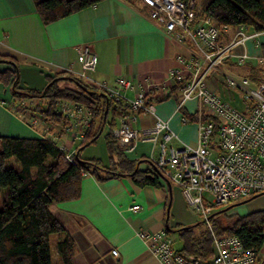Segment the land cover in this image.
<instances>
[{
  "label": "crops",
  "instance_id": "crops-1",
  "mask_svg": "<svg viewBox=\"0 0 264 264\" xmlns=\"http://www.w3.org/2000/svg\"><path fill=\"white\" fill-rule=\"evenodd\" d=\"M252 31L254 29L250 27L249 32ZM233 34V28L226 27L223 41L231 40ZM84 44L98 55V63L89 75L97 84L109 86L114 85L120 76L133 79L138 86L145 78L163 81L169 69L179 64L177 55L190 53V46L179 42L162 24L151 19L143 4L101 0L45 24L34 0H0V54L14 57L19 68L27 73H46L40 84H26L22 88L41 90L46 86L47 79L57 73L78 74L81 71L78 53ZM244 51L250 55L247 65H243L245 73L249 66H264V32L233 48L236 54ZM8 66L9 63H0V70ZM97 84L94 86L101 90ZM221 89L225 90L220 86L218 91ZM127 95L132 97L134 91L128 90ZM35 100L38 99H27L25 110H21L24 106L13 101L10 87L0 85V136L39 137L48 129L57 135L59 146V141H62L66 153L76 152L80 142L74 139L71 132L60 135L57 126L43 119L37 109L40 103ZM161 101L156 100L157 114L169 120L170 127L181 140L195 143L197 122L184 123L182 113L177 109L178 104ZM47 105L45 103L40 108H47ZM185 106L191 111L187 104ZM154 122L153 115L139 114L134 127L140 129ZM107 130L105 126L102 132L105 151L85 155L82 151L91 146L88 145L81 151L83 158H98L104 164L108 163ZM172 143L181 145L179 140ZM125 154L134 160L152 159L157 157L158 151L151 141L138 140L131 148L125 149ZM14 165L20 166L17 161ZM150 165V162L142 161L139 168L147 169ZM160 179L163 186L141 185L128 175L100 179L93 173H84L78 198L50 205L65 228L64 232L56 233L53 248L56 264H63L57 252V242L66 233L75 242L71 264H163L150 252L138 232L170 228L173 230L170 236L175 241L173 236L179 238V233L174 230L191 225L193 218L186 213V206L190 207L180 187L173 183L169 187L163 177ZM134 203L141 204L142 208L130 210ZM181 246L182 241L179 240L177 248ZM114 248L118 249V256L112 254ZM263 259L260 264H264Z\"/></svg>",
  "mask_w": 264,
  "mask_h": 264
},
{
  "label": "built area",
  "instance_id": "built-area-1",
  "mask_svg": "<svg viewBox=\"0 0 264 264\" xmlns=\"http://www.w3.org/2000/svg\"><path fill=\"white\" fill-rule=\"evenodd\" d=\"M151 19L162 24L175 39L190 46L189 55L179 54V64L169 69L165 80L145 78L138 86L134 80L120 76L115 84L96 83L89 75L98 63V55L87 44L80 47L78 73L85 81L105 91L126 111L117 117L113 136L125 149L138 140L151 141L158 151L150 167L164 179L180 187L187 205L209 222L213 208L234 201L264 194V68L255 77L233 75L222 69L231 68L228 60L237 66L246 65L247 52L234 53L233 48L264 31L249 32L251 26L232 27L234 34L223 41V31L208 15L200 13V0H141ZM177 87V109L195 100L197 137L195 143L181 140L172 130L169 120L156 112V100ZM239 92L242 108H238L218 93V88ZM134 91L129 97L127 91ZM27 99L18 103L25 106ZM55 111L69 120L64 133L72 132L80 143L91 125L92 111L84 104L67 99L56 102ZM139 114H151L155 122L137 129L134 123ZM185 123L186 118L182 117ZM74 127H78L77 130ZM41 136L57 139L46 129ZM174 140L181 141L180 146ZM66 151L65 145L60 146ZM66 156L73 161L72 154ZM154 165V166H152ZM149 167V168H150ZM134 203L130 210H140ZM213 234V255L209 259L184 254L175 246L166 229L139 231L138 235L148 249L163 264H257L260 254L244 246L236 234ZM112 254L119 255L117 248Z\"/></svg>",
  "mask_w": 264,
  "mask_h": 264
},
{
  "label": "trees",
  "instance_id": "trees-1",
  "mask_svg": "<svg viewBox=\"0 0 264 264\" xmlns=\"http://www.w3.org/2000/svg\"><path fill=\"white\" fill-rule=\"evenodd\" d=\"M38 12L45 24L64 18L76 11L94 5L101 0H34ZM132 4H142L141 0H126ZM189 1V0H187ZM200 13L208 15L221 29L247 24L253 29L264 31V0H200ZM0 63L10 66L0 70V85H10L15 103L22 99L46 98L47 108L40 110L41 116L50 124L59 128L62 135L69 120L55 111L59 99H67L86 105L93 114L91 125L87 128L80 147L72 154L73 161L66 156L57 140L47 137L0 136V192L4 190L0 203V264H53L50 236L65 231L63 224L50 209L53 203L76 199L82 191V177L90 172L100 179L116 176H132L139 184L163 186L161 176L153 167L140 169L142 161L153 164L151 159H130L125 148L113 136L112 130L117 125V117L126 111L105 91L82 79L68 74L57 73L49 77L48 84L41 90L25 89L19 86V65L9 55L0 54ZM231 68L237 67L236 61L228 60ZM247 65V63H246ZM247 73L255 77L264 66H249ZM58 76L71 79L78 89L60 88ZM179 102L177 87L167 96ZM23 107V106H21ZM26 106L21 108L25 110ZM179 111L186 122L197 121L196 112H190L186 106ZM105 126L106 148L109 161L104 164L98 158H83L81 151L102 134ZM14 156L19 167L6 165L9 157ZM154 166V165H152ZM219 215V213H215ZM203 221L179 226L174 231L179 233L184 254L196 258L209 259L213 255V234L206 230L197 232ZM170 234L173 231L166 229ZM224 232L236 234L245 247L256 250L259 254L264 248V210L259 209L239 216ZM218 232V231H217ZM221 232V231H220ZM218 232V234H220ZM222 233V232H221ZM75 250L73 237L66 233L57 242V252L63 264H71ZM263 257L258 258L257 264Z\"/></svg>",
  "mask_w": 264,
  "mask_h": 264
},
{
  "label": "rangeland",
  "instance_id": "rangeland-1",
  "mask_svg": "<svg viewBox=\"0 0 264 264\" xmlns=\"http://www.w3.org/2000/svg\"><path fill=\"white\" fill-rule=\"evenodd\" d=\"M254 31H258L255 30ZM243 65L237 66L235 69H230L229 67L226 66H222L221 68L228 71L229 73L233 74V75H238V74H243L245 73V70L243 69ZM36 72H28L26 70H22L19 68V86L20 87H25L26 84H28L29 86H34L32 84H40V82H42L46 77V73L45 74H35ZM29 74H31L29 76ZM74 76L82 79L83 81H85V79L83 77H81L78 74H74ZM49 82V79H47V82L45 83V85H47ZM60 88H72V89H78L77 86L73 83V81L71 79H67L64 78L63 76H58V83ZM7 87H10V91L11 90V84L7 85ZM218 93L223 96L224 98H226L229 102H231L233 105H235L238 108H242L243 104L241 101V97H240V93L239 92H233V91H227V90H219ZM38 100H35L34 102H38L40 104H38V108H40L41 106H45V103H48V100L46 98H36ZM172 102L174 104H177V101L175 100L174 97H170L168 99L162 100L161 103H169ZM187 106L191 109V111H195V106H196V101L195 100H189L187 103ZM190 111V112H191ZM68 134V133H67ZM72 134V132H71ZM62 144V141H59ZM91 146L89 148H85L82 152L85 155L88 154H99L100 152H104L105 151V142H104V134H101V137L99 138V140H97L96 142H93L90 144ZM107 151V149H106ZM73 154V153H71ZM16 159L14 156H11L7 159L6 161V165L10 166V165H14L16 163ZM108 162L109 161V157H108ZM3 195H4V190H2L0 192V200L2 201L3 199ZM250 197H246L237 201H234L228 205H219L213 208V213H219V215H215L214 217H212L211 219H209V222L207 221H203L201 223V225L199 226L198 230H196L197 232H202V231H212L215 234H218V232H220V234H230V232L227 231H223L226 227H228L230 224H232L239 216L246 214L245 212H251V211H255V210H259V209H263L264 210V194H261L259 196H257L256 198L249 200L247 202L244 203H240L243 200H246ZM0 201V202H1ZM225 209V210H224ZM186 213H188L189 215L192 216V223L194 224L196 222H198L199 220H202V216L188 208L186 206ZM218 231V232H217ZM55 237H56V233L52 234L51 236V254H52V261L54 264H56V260H55V252L53 250L54 248V241H55ZM175 241V246L179 247V238L176 236H173ZM264 255V250H262L260 252V257H263ZM264 260V259H263Z\"/></svg>",
  "mask_w": 264,
  "mask_h": 264
},
{
  "label": "water",
  "instance_id": "water-1",
  "mask_svg": "<svg viewBox=\"0 0 264 264\" xmlns=\"http://www.w3.org/2000/svg\"><path fill=\"white\" fill-rule=\"evenodd\" d=\"M155 170L157 171L156 168H155ZM157 172H158V171H157ZM165 180H166V182L168 183L169 187H171V182H170L169 180H167V179H165ZM256 196H259V195L252 196V197H250V198H248V199H246V200L241 201L240 203L247 202V201H249V200L255 198ZM224 210H225V209H224ZM216 213H217V212H216ZM214 214H215V213L211 214V215L208 217V219H211L212 216H213ZM202 221H206V219H202Z\"/></svg>",
  "mask_w": 264,
  "mask_h": 264
}]
</instances>
